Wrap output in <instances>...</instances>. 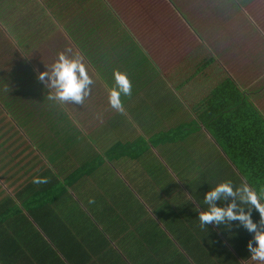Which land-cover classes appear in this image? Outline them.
<instances>
[{"label":"trees","instance_id":"obj_1","mask_svg":"<svg viewBox=\"0 0 264 264\" xmlns=\"http://www.w3.org/2000/svg\"><path fill=\"white\" fill-rule=\"evenodd\" d=\"M95 2L96 0H0V54L5 58L3 65H6L5 74L2 72L3 68H0V128L9 125L13 129V134L23 129L32 142L34 138L38 150L42 154L46 153V156L43 155L49 163L58 151L56 144L63 138L70 141L65 147H70L73 158H76L80 144L70 145L86 140L85 130L91 128V122H88L87 118L99 110L96 108L100 106L108 108L110 90L117 87L115 72L126 74L131 83L130 94L120 95L122 107L114 108L116 110L113 109V115L107 119L106 126L111 125V135L109 141L99 146L102 155L98 153L96 158H92L91 151L82 153L79 158L85 162L80 161L78 168L81 171L73 172L62 180H59L58 173L63 171L56 172L52 168L32 171L30 175L43 177L49 173L50 177L52 176L51 185L46 191L49 194L44 199L37 196L45 192L43 188L30 189L28 200L18 196L17 194L20 195V192L26 189V184L15 191L17 194L10 195L5 191L6 194L0 198V264H54L52 249L47 248L46 242L52 238L54 239L52 244L57 252L63 253L71 264V259L75 258L77 252L91 253L96 247L97 238H87L83 243V240H77L74 234L65 237L70 230L61 226L59 216L62 207L59 209L60 212L59 210L55 212L58 207L46 209L45 206L52 204L56 198H60L59 203L62 205L67 180L70 184L76 175L84 171L97 169L100 173V166L106 160L125 157L133 163L140 162L142 152L138 144L144 149L147 158V168L150 172L147 174V181L157 182V186H161L159 206L167 204L171 194L168 189L162 187L164 169L160 164L165 163L159 160V156L165 154L170 164H173V159L178 163L182 155L188 156V152L183 149L185 140L182 139L190 137L193 132L175 125L173 110L169 109V113L162 114L160 109L156 108L162 116L158 118L150 114L149 119H155L154 126L151 129H141L148 136L138 135L136 138L131 135L130 127L122 122L120 116L124 114L125 102L130 100L138 103L139 107L157 112L150 108L151 106L155 108L150 102L152 99L150 86L157 90L158 77H163L169 86L180 94L181 97L177 98L173 93L172 99L175 97L179 99V104L184 102L181 116L190 118L198 129L206 131L232 165V170L228 169L227 174L224 173L225 177L221 176L223 178L219 183L208 187L203 172L193 176L195 182L190 185V190L196 210L191 214L194 222V230L189 237L194 239V244L189 250L191 260L196 261L204 250H210V245H213L210 235L229 239L233 238L228 236L229 234L233 233L235 237H239L246 231L236 221L226 223L223 229L215 228L212 224L201 225L199 214L207 211L209 207L204 203L207 192L221 183H230L234 190L247 187L264 203V115L249 101L247 92L225 73L220 63L201 44L181 15L179 17L182 22L192 31V34L189 31L185 34L197 43L199 49L192 50L191 58L188 57L189 51L179 50L178 53V47L174 45L171 48L175 50L176 58L167 64L159 62L166 66L157 67L152 64L153 59L146 54L148 47L136 38L134 32L127 29L111 6L104 0V7L97 9ZM71 17L73 18L69 22L68 19ZM85 18H89L90 21L83 22ZM53 29H59L58 32L70 48L66 45L52 47L55 58L47 66L48 69H45L41 62L34 59L43 54V49L38 48V42L45 39ZM110 36L114 40H108ZM183 39L184 34H181L167 42L182 43ZM55 43L53 40L51 45ZM102 44L107 46L104 47ZM76 52L77 55H84L90 62L89 66L95 78L103 83L101 87L105 96L94 93L93 87H90V94L82 103L51 99L55 90L43 85L37 78L38 74L50 71L57 61L58 54L64 53L69 58H74ZM153 54L156 53L153 51ZM181 59L185 66L177 70L173 64ZM157 63L158 61L156 65ZM187 63L191 67H188ZM171 67L173 69H169ZM148 70L151 73L146 74ZM144 86L147 87L144 89ZM44 116H49L48 124H42ZM155 127L160 128L159 133L155 131ZM44 128L52 131L48 137H44L42 133ZM4 141L7 139H1L0 143ZM48 147L51 149L47 150ZM0 157L4 160L2 162L0 160V168L20 164L23 165L18 169L33 167L30 163L15 161L17 154L13 152L9 156L4 154V157ZM188 157L191 162L187 167L191 165L194 168L193 161L197 156ZM156 158L159 162L155 161ZM70 159L72 158L68 160ZM114 164L121 170L124 169L120 163ZM7 171L0 170V178L7 175ZM8 178L9 176L4 177V180ZM31 182L33 183V179ZM145 186L146 184L143 185ZM220 201L223 204H219ZM231 202V197L222 198L218 201L217 207L224 208ZM236 202L239 204L238 198ZM243 207L247 210L248 206ZM251 219L259 223V215L255 209L252 210ZM33 226L36 230L32 229ZM30 236L32 240L28 239ZM30 241L34 243L32 247H29ZM156 246L157 244L151 247V252L150 246L144 247L145 256L136 253L142 257L143 264H147V258L150 256L154 260ZM126 257L129 260L133 259V256L128 254ZM186 264L191 263L186 261Z\"/></svg>","mask_w":264,"mask_h":264},{"label":"rangeland","instance_id":"obj_2","mask_svg":"<svg viewBox=\"0 0 264 264\" xmlns=\"http://www.w3.org/2000/svg\"><path fill=\"white\" fill-rule=\"evenodd\" d=\"M105 1L111 6L122 23L128 27L127 29L130 30V32H134L136 38L143 45L148 47L146 49L147 52L145 50L144 51L150 58L153 59L155 63L152 62V64L154 66H156V61L167 64L172 59L176 58L174 57L176 54L175 50L171 48L174 45H177L178 53L180 52L179 50L185 52L191 51L194 48H198L197 43H195V41L185 34L187 31L192 34V31L182 22L174 8L169 4V0ZM171 1L180 10V15L182 17V14H185L192 24H194V21L197 20L199 25V35L203 38L200 40L201 44L205 46L208 43V45L211 46L209 48L211 52L212 49L214 51L217 50V52L220 49L219 41L221 34L219 32H226L227 30H229L231 33L234 32L232 29L234 21L237 23V25H240L244 29L247 28V20L250 23L254 22L257 28V33H254L253 36L249 34H243V36L239 38L245 42L247 40H254L256 38V34L258 36H262V39L261 37H258L260 38L258 40L255 39L257 42L254 44H257L258 47L254 51L249 52L250 56H256L258 59V62L254 68L248 67L245 70L243 68H227L221 59V54L218 53V55L215 57L222 66L225 73L233 81L235 80L233 77L234 75L230 72L231 70L236 72L238 78L245 85V88H252L258 85L259 78H264V0H249V6H251L253 10L252 12H246V9L251 8H242L241 11L245 15L244 18H234L235 13L237 12H231V10H235L237 7L234 5L233 0ZM95 7H97V9L99 7H104V0H96ZM78 16H80V14H78ZM72 18L73 17L68 19L69 22L72 20ZM88 21H90L89 18H85L83 20V22ZM216 21L220 22H217L215 25ZM212 29H214L217 33L210 32ZM58 30L59 29H53L49 34H47L45 39L38 42V48L43 49V54L41 57H35L34 60L41 62L42 67L45 69L55 58V55L51 49L52 47L56 45H66L67 48H70V45L65 42V39L58 32ZM181 34H184L182 43L181 41L171 44L167 42L174 36ZM53 40H55L56 43L51 45ZM108 40L112 41L114 39L112 36H110ZM250 44L251 43L248 45ZM102 45H104V47L107 46V44ZM153 51L156 53L155 55L153 54ZM77 54L78 52H76V55ZM4 60L5 58H2L0 54V68H3L2 72L5 74L6 65H3L5 63ZM88 70L92 71L90 67ZM147 73L151 72L148 70L146 74ZM157 79V90H154V88L150 86V92H152V99L150 102L151 105L153 103V106L155 107L153 108L151 106L150 108L157 111L156 113L148 108L139 107L138 103L135 104L133 100L125 102L124 114L120 116L122 122L130 127L129 129H131V135L136 138H138V135L139 137L148 136L141 129H151L154 126L155 119H149V115L152 114L159 118L162 116V114L169 113L170 109L171 111L173 110L172 115L174 117L173 122L175 125L182 126L193 132L190 137L182 139L185 140L183 142V147H188L184 148V151H189L188 156H197L196 154L192 153L194 150H197L199 152H204L206 158L209 159L211 163L219 165L224 164V159L217 155L219 151L215 147L214 143L209 139V135L206 132L201 131V129H198L190 118L181 116L184 109L178 108L179 99H176V97L172 99L174 89L166 84V81L164 80V82L160 77ZM147 86H144V89ZM168 92L170 94H168ZM94 93L99 95L102 94V96H104V91L101 85L95 86ZM179 97H181L180 94ZM260 98L261 97L256 98L255 101L262 108V110H264V101L259 100ZM95 99H97L96 96ZM157 103L160 104L161 107H159ZM156 108H159L162 114H159ZM96 109H99L96 112L97 116L93 115L88 117L87 121L97 122L96 126L98 128L95 130L86 129V140L84 141L83 139L84 142H73L70 145L75 146L80 144V149L76 153V158H73L74 156L72 154L71 148L65 147L68 145L67 143H70V141H67L66 138H63L59 140L58 143L54 142L55 144L57 143L56 145L58 151L55 154L56 157L50 163L45 159V156L39 150L41 153L39 158L42 161L31 167L32 171L38 172L42 169L52 168L54 171L58 172V167L66 166V171L63 173H58V177L60 178L59 180H62L65 176H68L69 174L72 175L73 172L81 171V169L78 167L80 166L81 162H85L82 158H79L82 153L91 151L92 158H96L98 153L102 155V150L98 146L97 141H105L107 139V135L111 131V125L106 126L108 123L107 119L113 115L112 110L114 107L109 104L107 108L108 110L106 109V106L104 108H101L100 106ZM44 117L45 118L43 119L42 124H48L50 120L48 119L49 116ZM159 130V127H155V131L159 133ZM50 132L52 131L47 128H44L42 131L44 137H48ZM98 133L99 135H97ZM4 138L7 139V141H4V144H8L10 147V150L6 154L7 156H9V154L11 155V152L15 153L12 151V148L20 146L19 142L31 143L37 146L34 138H32L34 142L33 143L30 140L29 135H26L23 129H19L17 134H13V129L9 127V125H4L0 128V140ZM110 144L111 143H109V145ZM138 147L141 152L144 153V149L140 144H138ZM190 147H193L194 150ZM48 149L51 148L48 147L47 150ZM2 155V151L0 150V156ZM165 156V154L159 156V160H162L165 163V165L160 164L161 168L164 169V171H162V187L171 191L179 192L182 204L189 203L192 201V194H190L189 190L191 188L190 185L195 182L193 181V175H191L192 170L187 167V164L191 162V160L187 155H182L180 157V161L175 167L172 163L170 164L169 160L165 158ZM69 158L72 159L68 160ZM59 159H61L62 163L58 161ZM159 160L158 158L155 159L156 162H159ZM2 161L4 160H1V162ZM114 162L120 163L124 169L121 170L119 166L114 164ZM22 165L23 164H20L9 168L1 167L0 170L1 172L5 170L13 171L17 170ZM29 171L30 170L26 169L25 174L21 176V186H24L25 184L27 185L26 189H23L20 192L21 195L28 196L31 188H44L51 182L52 176L50 177V174L46 173L44 175L49 176L47 177V183H32L31 180L37 176L30 175L31 172ZM99 171L100 173L97 169L90 172L84 171L82 174L78 176L76 175V177L71 180L70 184L67 180L63 198L65 200L64 206L59 203L60 198L53 200L52 207H62V209H64V214L61 216V219L66 218V223H64L63 227L70 230L68 234L64 235L65 237L74 234L77 240L81 239L84 242L87 238L107 237L110 227H114L112 233L113 236L118 233H123L125 230L119 228L121 226L120 224L122 223H153L160 219L157 218V216H161L156 209L146 208L150 205H159L158 200L162 195L160 191L161 186L158 187L157 182L150 183L147 181V174L149 172L147 171L146 166L142 165L140 162L133 163L124 157L122 159L106 160L100 166ZM46 176H43L42 178H46ZM222 178L223 177L214 173V171L211 172L212 183H219ZM144 184H146L145 187H143ZM43 194H45V192ZM44 198L45 195L41 197V199ZM169 198L167 199V203H169ZM32 229L36 230L35 226H33ZM181 229L182 227L179 228V230ZM134 231L136 232V230ZM28 239L32 240V237L30 236ZM53 241V238L49 240V242L46 240L48 244L47 248L52 249L53 252V254L51 253L53 263L66 264L68 261L67 264H71L69 260H66V257L63 253L57 252L55 246L52 244ZM33 245L34 243L30 241L29 247H32Z\"/></svg>","mask_w":264,"mask_h":264},{"label":"crops","instance_id":"obj_3","mask_svg":"<svg viewBox=\"0 0 264 264\" xmlns=\"http://www.w3.org/2000/svg\"><path fill=\"white\" fill-rule=\"evenodd\" d=\"M234 5L237 7L235 10H231V12H237L234 15V18H244L245 15L241 11L242 8L245 9L247 7L251 9H246V12H252L253 8L249 6L250 2L249 0H233ZM240 7V8H239ZM239 8V9H238ZM184 20L189 24L192 31L195 33L197 38L199 40H202L203 38L199 35V25L197 20L194 21V24L188 19V17L185 14H182ZM247 20V17H246ZM217 22L216 21L215 25ZM234 32H230L227 30L226 32H219L220 35V49L213 50L212 52L209 49L211 46L208 45V43L205 45V48L215 57L219 54H221V59L223 60L225 66L227 68H243L244 70L248 67L254 68L256 63L258 62V59L256 56L252 57L250 56L249 52L254 51L258 45L254 44L256 43L258 36L256 34V40L252 41H245L242 39H239L243 36V34H249L251 36L254 35V33H257V28L254 24V22L250 23L247 20V28L244 29L240 25H237V23L234 21L233 28ZM210 32L217 33L214 29H212ZM208 37V35H207ZM251 43L250 45H248ZM188 57L192 58V50L188 52ZM181 58V57H180ZM216 59V57H215ZM183 59L179 61V63H174L173 67H184L185 64L182 62ZM217 61V60H216ZM218 62V61H217ZM188 64V63H187ZM157 67L160 66H166L161 63H157ZM188 67H191L190 64L187 65ZM234 76V80L244 91L248 94V99L257 107L259 112L264 115V110L258 105V103L255 101L256 98L261 97L259 100L264 101V78L260 77L259 82L257 86H254L252 88H245V85L241 82V80L238 78L236 72L234 70L230 71ZM91 77L95 80V85H103V83L99 80H97L94 76V73L91 74ZM263 78V79H262ZM161 79L164 81L163 77ZM97 80V81H96ZM165 82V81H164ZM168 84L167 82H165ZM175 95H177V98L179 97V94H177L174 90L173 92ZM158 104V103H157ZM183 105V106H182ZM160 106V104H158ZM185 106L184 102L182 101L181 104H179V109H183ZM113 111V110H112ZM93 116V115H92ZM94 116H97L96 113ZM97 122L91 121V130H95L98 128L96 126ZM102 123V122H101ZM103 124V123H102ZM164 124V123H163ZM160 126L162 124L159 123ZM253 131H256V129H253ZM100 131V130H99ZM206 132V131H204ZM99 135V133L97 134ZM111 132L107 135V139L105 141H97L98 146L106 143L110 140ZM209 139L213 142V140L209 137ZM215 147L218 149L219 153L217 154L220 158L224 159V164H213L209 159L206 158L204 152H199L197 150H194L192 148L194 154L197 155V158L193 161L194 168L188 166L190 170H192L191 175H198L201 172L204 173L205 181L207 184V187L209 185L215 184L211 181V172L214 171L219 176L225 177V174H227V170H232V165L229 163V161L224 157L220 149L217 147L215 142H213ZM20 146L13 147L12 151H14L17 154V157L15 161H19L20 163H30V165H34V163L38 164L42 160H40L41 153L37 149V147L31 143H23L19 142ZM23 144V145H22ZM188 148V147H184ZM183 148V149H184ZM0 150L2 151V156L4 157V154L6 155L8 151L10 150L9 145H5L3 142L0 143ZM14 153V154H15ZM189 153V151H188ZM46 156V153H43ZM56 155L54 156V158ZM205 158V159H203ZM2 158L0 157V160ZM53 160V159H52ZM50 160V161H52ZM61 162V159L58 160ZM173 165L176 167L178 163L172 160ZM229 164H228V163ZM62 163V162H61ZM140 163L147 168V158H145L144 153L142 152L140 156ZM203 165V166H201ZM66 166L58 167L59 171H64ZM27 170H30L29 172H32L31 168H27ZM53 170V169H52ZM147 171L149 172L148 168ZM7 175H4L0 178V198H2L6 193L5 191H8L7 194L13 195L17 194L15 191L19 189L21 186V181L23 174H25L26 169H18V170H8ZM150 173V172H149ZM9 176L8 179L4 180V177ZM6 182V183H4ZM45 184V183H43ZM48 186H50V183L47 184L43 189L45 191V194L42 193L40 196L48 195L46 191L48 190ZM31 189L37 190V187H33ZM190 190V189H189ZM170 191V198L169 203H167L165 206H159V205H150L146 207L147 209H156L161 217L157 216L158 219L156 222L148 223V222H139V223H122L119 227L120 229L125 230L123 233H118L113 236V229L114 227H110L108 231L107 237L104 236L102 238H97L96 247L93 249L91 253L81 254L80 252L76 253V256L74 259H71L72 264H143V259L138 254L144 255V247L150 246V252L151 247L155 244H157L155 251L156 257L154 260H152V257L150 256L147 258L148 262L147 264H186V261H188L191 264H256V262L252 261L248 255V252L246 250V244L251 239V234L247 231L244 232L243 235L239 237H235L233 233L228 236H231L233 238L225 239V238H219L217 235L211 236L210 240L213 241V245H210V250H204L202 254L198 257V259L191 260V252H189L190 246L194 244L192 238L190 237L191 232L194 230V222L192 221L191 214L195 213V202L190 201L189 203L182 204L180 199V193L176 191ZM31 193V190L29 192V195ZM65 193V192H64ZM190 194H192V191L190 190ZM189 194V197H190ZM21 198H26L28 200L29 196L27 195H19ZM40 197L39 195H37ZM35 197V196H34ZM64 198V196H63ZM159 201V200H158ZM33 203V200L31 201ZM215 206H218V201H215ZM65 200L62 199V206H64ZM219 204H223L222 201L219 202ZM46 209L51 208L52 204L46 205ZM60 208L56 209L55 212H57ZM60 212V210H59ZM58 212V213H59ZM64 214V209L61 210L60 213V222L61 226L66 223V218L61 219V216ZM175 221V222H174ZM226 223H230L228 221H225L224 223L220 225L212 224L213 227L221 229L224 228ZM259 224V223H257ZM182 227L181 230L179 228ZM136 230V232L134 231ZM231 231V230H230ZM132 234V235H130ZM137 235V236H136ZM113 236V237H112ZM180 236V237H179ZM13 237V236H12ZM112 237V238H111ZM84 243V242H83ZM133 256V259L129 260L126 255ZM149 252V253H150ZM121 254V255H115ZM145 256V255H144Z\"/></svg>","mask_w":264,"mask_h":264},{"label":"clouds","instance_id":"obj_4","mask_svg":"<svg viewBox=\"0 0 264 264\" xmlns=\"http://www.w3.org/2000/svg\"><path fill=\"white\" fill-rule=\"evenodd\" d=\"M169 4L180 16V10L171 0H169ZM89 65H91L90 62L82 54L69 58L64 53H60L51 70L40 72L37 78L43 85L55 90V94L50 97L51 99L60 102L82 103L90 94V87H93L94 90L96 86L94 79L91 77L93 72L88 70ZM175 68L179 69L178 66ZM114 79L117 87L110 90L109 101L114 108L120 109L122 107L120 95L130 94L131 83L127 79L126 74L120 72L114 73ZM66 169L67 167L63 168L64 171ZM33 183H47V178L34 177ZM227 197H231L232 202L226 207L215 206V201ZM237 198L239 199V204L236 202ZM204 203L209 207L207 211L199 214L201 225H220L225 221L239 222L251 234V239L246 244L250 259L256 264H264V203L261 202L256 193L247 187L234 190L230 183H221L205 194ZM243 206H248L247 210ZM253 209L259 215V224L251 219Z\"/></svg>","mask_w":264,"mask_h":264}]
</instances>
